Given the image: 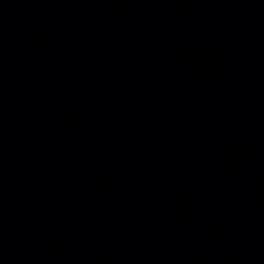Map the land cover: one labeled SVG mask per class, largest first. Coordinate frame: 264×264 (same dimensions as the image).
<instances>
[{
	"label": "water",
	"instance_id": "obj_1",
	"mask_svg": "<svg viewBox=\"0 0 264 264\" xmlns=\"http://www.w3.org/2000/svg\"><path fill=\"white\" fill-rule=\"evenodd\" d=\"M0 264H264V0H0Z\"/></svg>",
	"mask_w": 264,
	"mask_h": 264
}]
</instances>
